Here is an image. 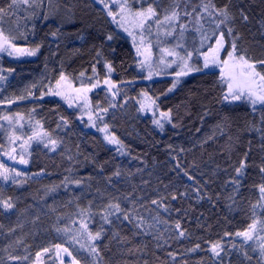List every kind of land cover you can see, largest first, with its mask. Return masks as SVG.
Listing matches in <instances>:
<instances>
[{"label":"trees","instance_id":"16d2710c","mask_svg":"<svg viewBox=\"0 0 264 264\" xmlns=\"http://www.w3.org/2000/svg\"><path fill=\"white\" fill-rule=\"evenodd\" d=\"M126 1L132 11L156 10L149 28L156 52L185 38L181 53H191L201 71L172 91L170 77L144 82L129 38L95 0H35L11 9L12 0H0L9 12L0 18L4 35L17 48L40 46L33 59L0 54V119L21 117L27 138L34 128L47 133L31 144L25 168L9 170L8 180L0 176V264H35L37 253L43 264H59L56 245L79 264H264V106L225 101L219 70L202 68L221 32V61L237 34L238 54L264 60V0H212L216 8L228 5L232 36L225 25L216 27L221 17L203 10L208 0ZM174 8L176 21L156 23ZM61 73L75 89L98 84L89 94L92 112L120 141L123 156L87 130L76 110L46 97ZM143 95L169 113L161 131L141 114ZM4 140L0 134L1 149ZM253 221L259 239L237 235ZM88 232L100 238L89 240ZM217 243L219 256L210 250Z\"/></svg>","mask_w":264,"mask_h":264},{"label":"rangeland","instance_id":"374dc122","mask_svg":"<svg viewBox=\"0 0 264 264\" xmlns=\"http://www.w3.org/2000/svg\"><path fill=\"white\" fill-rule=\"evenodd\" d=\"M98 5H100L106 12L112 11L116 14L115 20H113V17L110 16V19L123 35H125L127 38H129V41L131 42L136 56L138 60V70L141 76L144 78V82H152L153 80H157L161 77H170L172 80V83L174 80H178L179 82L176 84V87L180 83L182 79H184L186 76L191 75L197 71L189 72L187 75L177 77L176 73L181 71V61L178 57L174 56H168L165 54L163 49H171L176 47L177 44L182 45V47H176V51L179 53L180 56H183L188 59V63L191 65V57H188L187 54H182L184 49V42L185 38L178 40L177 43L173 44V47H161L157 50H154L155 44L153 42L154 33L150 31L151 23L154 22L155 17L151 20L145 21L143 28L140 27V18L135 17L132 15L133 13L140 12V11H132L129 9L128 3L126 0H103V2H99V0H95ZM105 4L108 5V8H105ZM126 4V10L121 13L120 5ZM109 15V14H108ZM124 17L121 19V17ZM127 29V31H125ZM129 33H132L130 35ZM159 35H164L163 31L160 30ZM133 36H135V40L133 39ZM159 37V36H157ZM172 46V45H171ZM137 47H140L141 54H137ZM216 47V44L213 46V48ZM221 52V51H220ZM0 54L5 55L6 57L12 59V60H28L33 59L34 56H30L27 54L23 55H8L7 52H0ZM209 57V64L207 67H205V56L202 57V63L204 69H218L220 76H221V67H223V64H216L211 62L212 53L209 51L206 54ZM145 56H148V60L145 61ZM220 56V53H219ZM166 63H161V59ZM142 61H145L142 63ZM172 61H175L174 63ZM170 65V66H168ZM192 67L196 68L195 66L191 65ZM151 73V78L149 77V74ZM222 78V77H221ZM224 81V80H223ZM225 82V81H224ZM226 84V82H225ZM99 86L96 84L95 87L90 88L89 91L85 92L84 89L86 88H79L75 89L69 83H66L65 81L60 82L59 86H54L51 89H49L47 96L48 98H55L60 100L67 109L69 110H76L79 115L80 122L84 125V127L87 130L96 132L100 134V136L104 139L105 143L111 147L112 149L116 150V152L119 155H124L123 147L121 145L108 143L107 140H105V133L100 131L101 128H104L102 125H99L96 119V116L92 112L90 101H89V94L90 92L98 89ZM172 88V87H171ZM227 88V84H226ZM174 89V88H173ZM172 89V90H173ZM52 91H60L63 93V95H52L50 92ZM229 102V101H228ZM231 102H245L248 106L251 108L253 107L247 100H238V101H231ZM139 108L140 112L143 116H148L151 118L155 128L158 131H161L163 127L168 124L170 121L169 116L164 117L162 113H160L157 110L156 103L153 99H151L149 96L143 95L140 98ZM71 105V106H70ZM256 106H262V105H255ZM91 115L92 120H89V116ZM8 119H0V134L3 135L4 141H5V148H0V164H3L4 168L8 170L7 175H9V170L12 168H25L28 165L29 162V156H30V150L31 144L35 141H45L46 136L42 133L40 129L34 128L32 131L30 137H24L22 134V126H23V120L21 117H10L5 116ZM154 121H159L160 124L163 125L161 128L158 126ZM35 133H39V137L33 139ZM108 134H110L108 132ZM111 135V134H110ZM12 157H15L13 159ZM23 157L25 160H27L26 164L20 163V159ZM264 233V232H263ZM259 234L257 231L253 233L252 239H259ZM264 239V238H263ZM57 255V261L59 264H61V260L64 261V264H71L72 257L68 256L66 253L55 252ZM59 253V255H58ZM44 255H40L39 257V264H43L42 259ZM37 264V259L36 263Z\"/></svg>","mask_w":264,"mask_h":264},{"label":"snow or ice","instance_id":"6c2138e0","mask_svg":"<svg viewBox=\"0 0 264 264\" xmlns=\"http://www.w3.org/2000/svg\"><path fill=\"white\" fill-rule=\"evenodd\" d=\"M34 2L35 0H12V3L9 5V9L15 7L19 3L28 4L29 6H31L32 4H34ZM99 2L102 3L103 0H99ZM104 6L105 8H108L107 4H105ZM126 7H127L126 4L120 5L121 13H123L126 10ZM203 10L205 12H209L210 15L214 14L215 16L221 17L222 19L218 21V23L216 24V27L219 28L221 25H225V27L228 28L227 34L229 36H232L233 29L228 26V22L232 19V16H231V13L229 11V7L227 4L224 5L222 8H216V6L212 3V0H208V2L203 5ZM8 14H9L8 9L0 8V18ZM108 14L109 16L113 17V20H115V17H116L115 13H113L112 11H109ZM132 15H134L137 18H140V27L143 28L145 21L151 20L152 18L156 17L157 12L153 7L149 6L146 10L133 13ZM185 15H191V13H185ZM178 16H179V13L174 8L171 12H169L168 14L164 16L163 21L157 19L156 23L159 25L165 22H174L178 19ZM123 18L124 17L122 16L121 19ZM199 19L200 17L197 18L198 22H199ZM247 19L248 17L246 15H243V20L247 21ZM179 28L181 29V35H182L185 25L180 24ZM125 31H127V29H125ZM129 34L132 35V33H129ZM165 34L171 36L173 35V31H166ZM53 35H55V33H53ZM108 39L111 40L112 37L108 36ZM133 39L135 40V36H133ZM238 39H239V34H237L233 38L232 43H231V50L227 51V59H224L223 61L219 59L220 51L225 48V34L223 32H221L219 37L216 39V47L210 49V52L212 53L211 62L216 63V64H223V67H221V77L227 84V91L224 94L223 99L229 102L238 101V100L243 99V100H247L253 107H255V105L257 104L264 106V73L257 70V65L264 66V60L253 61L246 53L238 54V47L236 43ZM39 47L40 46L37 45L35 48H31V49L17 48L11 42V39L8 36L4 35L3 30L0 29V52H7L8 55L10 56L14 54L15 55L27 54L30 56H34L39 51ZM176 47H182V45L177 44ZM176 47L172 49H163L162 51H164L165 54L168 56L178 57L179 60L181 61V71L176 73L177 77L187 75L189 72H192V71H201V69L199 68L192 67L188 63L187 58L180 56L179 53L176 51ZM137 54L138 55L141 54L140 47H137ZM191 55H192L191 53H188L189 58L191 57ZM147 60H148V56H145V61ZM145 61H142V63H144ZM172 62L174 63L175 61H172ZM209 62H210L209 57L205 55V67L208 66ZM161 63H166L163 60V58L161 59ZM106 67L108 68L109 72L112 71L111 65H106ZM93 71L95 72V68H93ZM80 75L83 76L84 73L82 72ZM148 78H151V73L149 74ZM0 79H3V77H0ZM66 79L67 78L64 76V74L61 73L60 79L57 81V86L60 85V81H63ZM178 82H179L178 80H174L172 83V88H170L169 91H172V89L176 87V84ZM105 83H110V81L106 80ZM95 86L96 85H93V87ZM89 90L90 89H84L85 92ZM50 94L63 95V93L60 91H52L50 92ZM105 111L107 110L105 109ZM162 115L164 117H168L169 113H162ZM4 119H8V118L4 117ZM89 120L90 121L92 120L91 115L89 116ZM154 123H156L161 128L163 127V125L160 124L159 121H154ZM100 131L105 133V140H107L108 143L120 145V141L115 136L108 134L107 125H105L104 128H101ZM39 135H40L39 133H35L32 138L33 139L38 138ZM45 135H47V133H45ZM50 142L53 145L56 144V141H50ZM12 158L15 159V157H12ZM20 163L26 164L27 160L21 157ZM244 168H245V162L242 160L240 163V167L236 168V173L238 176L243 174ZM12 171H15V170H12ZM7 172L8 170L5 169L2 164H0V176H3L4 180L9 179V176L5 174ZM261 172H264V167L261 168ZM16 175H20V173L17 172ZM236 183H239V181H236ZM259 191L261 193V200H264V185H261L259 187ZM173 199H175V197H173ZM152 203L155 204L157 203V201L153 200ZM2 204L5 209H10L13 207V205L7 201H3ZM110 207L114 208L116 211H120L119 204H114V205H111ZM104 219H105V222L107 223L108 222L107 217H105ZM125 219H129L127 214H125ZM81 227H83L85 231L87 232L86 224H82ZM176 228L180 229L179 222H177ZM255 231H256V221H253V223L249 225L248 230L239 232L237 233V235L243 236L246 240H251L253 238V233ZM100 235H101L100 232H96L95 234L88 232L89 240H97L100 238ZM180 235L183 236L184 233L181 231ZM81 247L83 248L85 246L81 244ZM197 247L199 246L197 245ZM56 248L59 250V252L66 253L68 256H72V253L69 252L67 248H62L60 245H56ZM219 249H220V245L217 243V244H213L210 250L212 251L214 255L219 256L220 254ZM88 250L90 251V253L98 255L97 249L94 246L89 247ZM44 251L47 252L48 249H44ZM261 251H262V255H264V244H261ZM40 255H41L40 253H37V264H39ZM12 259H17V258L12 257ZM61 264H64L63 260H61ZM71 264H79V262L75 258H73Z\"/></svg>","mask_w":264,"mask_h":264}]
</instances>
